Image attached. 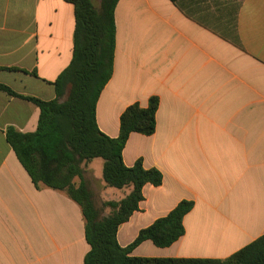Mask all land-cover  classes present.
I'll return each mask as SVG.
<instances>
[{
  "label": "crops",
  "instance_id": "obj_1",
  "mask_svg": "<svg viewBox=\"0 0 264 264\" xmlns=\"http://www.w3.org/2000/svg\"><path fill=\"white\" fill-rule=\"evenodd\" d=\"M70 1L0 0V67L17 69L0 71V84L56 98L53 84L73 58ZM115 27L97 125L117 138L124 111L158 97L155 133H132L123 161L142 159L163 175L161 186L143 188L118 242L128 247L185 200L194 208L184 236L166 248L143 242L131 255L226 260L264 235V0H120ZM39 118L37 105L0 91V264H84L80 206L66 192L37 188L7 141L9 128L33 133ZM104 163L84 166L97 208L132 191L107 186Z\"/></svg>",
  "mask_w": 264,
  "mask_h": 264
},
{
  "label": "trees",
  "instance_id": "obj_2",
  "mask_svg": "<svg viewBox=\"0 0 264 264\" xmlns=\"http://www.w3.org/2000/svg\"><path fill=\"white\" fill-rule=\"evenodd\" d=\"M119 1H70L76 20L73 58L53 84L54 100L19 95L0 84V91L30 101L40 109L35 132L21 133L9 128L7 141L37 188L43 185L66 192L80 206L85 238L90 246L84 264H264V235L226 260L133 257L131 253L143 242L151 241L166 248L184 236V218L194 208L193 202L185 200L167 216L142 229L128 247L119 244V228L140 210L143 188L148 184L155 187L163 184L162 173L155 168L145 169L142 159L132 167L123 161V151L132 133L144 136L155 133L158 97H152L147 108L139 104L129 106L120 118L117 138H110L97 125V103L114 71L115 10ZM3 70L17 69L0 67ZM94 159L105 162L103 180L107 186L132 188L123 200L103 204L112 210L105 217L95 206L83 178L84 166Z\"/></svg>",
  "mask_w": 264,
  "mask_h": 264
},
{
  "label": "rangeland",
  "instance_id": "obj_3",
  "mask_svg": "<svg viewBox=\"0 0 264 264\" xmlns=\"http://www.w3.org/2000/svg\"><path fill=\"white\" fill-rule=\"evenodd\" d=\"M77 182H79V180H77ZM87 184V183H86ZM88 185V184H87ZM92 192V191H91ZM92 196H93V193H92ZM96 200H99V197H96ZM99 209L102 210V216H103V213H106L107 211L111 210V208H104L103 205L101 207H99ZM112 212V210H111Z\"/></svg>",
  "mask_w": 264,
  "mask_h": 264
}]
</instances>
